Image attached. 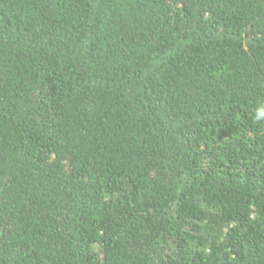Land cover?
<instances>
[{"label":"trees","instance_id":"obj_1","mask_svg":"<svg viewBox=\"0 0 264 264\" xmlns=\"http://www.w3.org/2000/svg\"><path fill=\"white\" fill-rule=\"evenodd\" d=\"M264 0H0V264H264Z\"/></svg>","mask_w":264,"mask_h":264},{"label":"clouds","instance_id":"obj_2","mask_svg":"<svg viewBox=\"0 0 264 264\" xmlns=\"http://www.w3.org/2000/svg\"><path fill=\"white\" fill-rule=\"evenodd\" d=\"M261 117H264V106H261L256 110V118L259 119Z\"/></svg>","mask_w":264,"mask_h":264}]
</instances>
